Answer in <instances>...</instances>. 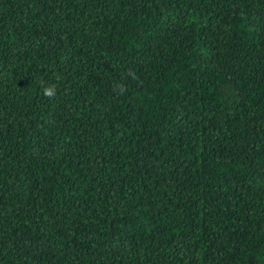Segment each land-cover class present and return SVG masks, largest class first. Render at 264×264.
Wrapping results in <instances>:
<instances>
[{
  "label": "trees",
  "instance_id": "16d2710c",
  "mask_svg": "<svg viewBox=\"0 0 264 264\" xmlns=\"http://www.w3.org/2000/svg\"><path fill=\"white\" fill-rule=\"evenodd\" d=\"M0 264H264V0H0Z\"/></svg>",
  "mask_w": 264,
  "mask_h": 264
}]
</instances>
